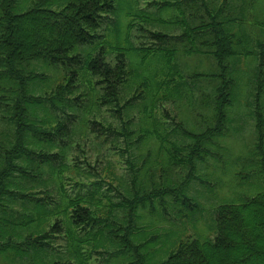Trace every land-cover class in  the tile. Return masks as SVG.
<instances>
[{
  "label": "trees",
  "instance_id": "16d2710c",
  "mask_svg": "<svg viewBox=\"0 0 264 264\" xmlns=\"http://www.w3.org/2000/svg\"><path fill=\"white\" fill-rule=\"evenodd\" d=\"M140 1L0 0V66H5L0 69V78L4 80V83L0 80V103L12 109L3 114L5 126L0 128V251L6 252L7 246L12 245L18 254L15 257L22 259L31 254L29 264H48L45 259L39 261L40 257L45 258L40 250L49 242L47 236L68 225L66 231L76 252L82 251L85 243L95 249L103 246V261L114 253L138 255L148 241L136 243L132 235L141 238L144 227L153 224V220L141 219V208H150L152 213L156 209L154 197L165 192L150 173L155 169L174 171V167L182 165L187 168L188 164L193 165L196 156L204 159L209 153L206 137L214 134L223 120L226 122V108L234 100L232 67L238 66L241 54L255 49L252 43L256 36L237 12L247 0H223L220 5L216 2L212 5L211 0H147V4H156L158 12L149 13L144 5L146 12L141 14L136 12L142 9ZM136 16L153 35V46L132 40ZM173 23L182 28L179 34L170 30ZM173 38L183 42V50L212 55L219 64V69L200 73L213 80V95L205 94L201 102L204 106L214 105L213 115L218 124L199 132L197 142L188 144V150L170 137L169 130L162 132L166 120L155 114L157 102L167 98L161 91L167 81L158 79L160 69L167 80L177 66L175 73L184 76L176 61L180 48L172 43ZM257 44L262 73L264 41L257 39ZM133 54L140 59H132ZM32 59L40 60L41 71L31 67L26 75L19 74L22 70L18 65ZM152 61L160 63L156 71L137 80V66L152 69L149 67ZM167 66L171 70L165 72ZM52 70L57 76L46 75ZM93 75H97L96 81ZM81 83L84 87L78 89ZM183 84L179 82L180 89ZM259 84L261 87L263 82ZM125 87L134 90L128 93ZM37 88L42 93L36 94ZM83 96L87 99L84 104V100L78 102ZM261 97L260 88L255 98L257 148L264 150ZM142 98L148 101L138 103ZM109 104H114V115H118L120 124L109 121L105 115ZM138 105L143 116L135 128L134 116L125 114V110ZM39 110L43 112L39 114ZM74 116L80 127L75 133L107 131L111 144L108 150L116 156L109 161L116 159L132 170V184L122 185L125 193L121 203L113 202L111 193L103 190L93 191L89 196L66 191L65 172L77 174L86 168L70 152L74 130L70 122ZM186 134L193 137L189 130ZM154 138L157 147L147 152ZM103 154L108 155L107 151ZM169 176L167 182L173 180ZM54 181L61 197L52 206L48 200L53 198L51 192L43 193L52 191L50 184ZM175 188L188 192L186 184ZM116 206H121L120 212H115ZM216 220L213 238L183 240L167 259L156 264H264V189L241 202L218 205ZM80 224L85 225L88 235L79 233L76 226ZM107 228L112 242L104 246ZM17 237L20 239L15 240ZM11 240L16 243L11 244ZM110 246L115 248L109 249ZM52 255L50 264H78L76 260L65 259L67 254L56 249ZM137 255L135 260L140 264Z\"/></svg>",
  "mask_w": 264,
  "mask_h": 264
},
{
  "label": "rangeland",
  "instance_id": "374dc122",
  "mask_svg": "<svg viewBox=\"0 0 264 264\" xmlns=\"http://www.w3.org/2000/svg\"><path fill=\"white\" fill-rule=\"evenodd\" d=\"M140 2L139 6L142 9H136V12L140 14L145 13L146 10L149 13H152L151 11L158 12L156 4H147V0H141ZM215 2L220 5L223 0H211L212 5ZM144 5H146V10ZM172 9L176 11V9ZM237 12L243 22L248 23L249 28H252L256 39L254 44L252 43L255 49L249 54L239 55L238 66L233 65L232 67L235 79V83L231 86L234 100L226 108L227 120L226 122L222 121V125L217 128L214 134L206 137L205 144L209 148V153L204 159L199 155L194 158L193 165L189 166L188 164L187 168L182 165L174 167V171L171 168L166 171L155 169L150 173L156 181V185L162 184L165 192L154 197L156 209L152 213L149 211L150 208H141V219L145 221L153 220V224L144 227L141 238L140 235H134V233L132 235V240L136 243L144 240L148 241L140 250L141 253H138V255L130 252L114 253L108 261H103L105 253L102 250H104V247L100 246L95 249L92 244L85 243L82 245V251L76 252L75 247L69 241V235L66 231L68 225H65L64 220H62L61 224L65 225V228L63 227L59 233L52 231L50 227L48 228L52 232L47 236L49 242H46L40 250L45 257H40V263L44 259L49 262L48 264L52 263V253L56 249L63 255L67 254L65 259L76 260L78 264H139L135 260L136 255L137 258H140H138L140 264H156L167 259L169 254L183 240H192L197 237L213 238L217 230L216 215L218 205L229 202H241L264 189V150L257 148L259 132L255 112V98L261 88V111L264 116V70H262V73L260 72L261 56H259L257 44V39L264 41V0H247L246 4L244 6L242 4L241 10L238 9ZM141 23L140 18L136 16L135 25L131 31L132 40L136 44L145 43L153 46L155 43L153 35L148 30H145ZM150 27L156 28L159 26L150 25ZM170 30L173 34H179L182 28L173 23ZM171 41L174 45L177 43L180 48L176 61L185 77L175 73L178 70V66L169 74L168 80L167 75L164 76L162 69H160L158 79L167 81L164 89L161 88V91L166 93L167 98H163L162 102L160 100L157 102L155 114L160 119L166 120L164 123L166 127L162 132L165 133L169 130L171 132L170 137L182 148L188 150V144L197 142L198 138L196 136L199 132L206 131L209 127H214L218 124L217 118L213 115L214 105L204 106L201 102L205 94L211 93V96L213 95V80H208L206 76L200 75V73H210L215 67L219 69V64L218 60H215L212 55L199 51L183 50V42L181 40L176 41L173 38ZM198 41L200 42V38ZM171 54L173 53L169 52V55ZM131 58L138 60L140 56L133 54ZM39 61V59H32L30 62L23 61V64L18 65L22 70L19 74H25L26 71L29 73L31 67L34 71H41L42 68L40 69L39 67L42 66H39ZM159 65L160 63L152 61L149 65L152 69H149L139 64L137 66V72L139 73L137 80L152 75ZM4 67L0 66V69ZM170 70V66L165 67V72ZM9 71L10 73L12 72L10 69ZM51 73L56 74L52 70L46 75L50 76ZM96 79L97 75H93V81H96ZM0 80L4 83L3 79L0 78ZM260 81L263 82L261 87ZM179 82H184L181 89L179 88ZM29 85L33 87L31 81ZM96 86L99 87L100 83H97ZM83 87L84 84L81 83L78 89ZM133 90L134 87H125V91L128 93ZM202 92L203 95L201 96ZM35 93L40 94L42 92L37 88ZM143 99H139L138 103L142 104L148 101V98ZM82 100H84V104L87 101L86 96H83L78 102ZM108 108L105 115L108 116L109 121L120 124V118L118 115H114V104H109ZM11 110V107L7 106L6 103H0L1 129H4L5 126L3 114L5 111L9 113ZM42 112V110H39V114ZM128 113L134 116L133 126L135 128L139 127V121L141 116H143V113L139 111V105L130 110H125V114ZM57 114H61V112L57 110ZM77 121V117L74 116L72 122H70L72 129H74L71 132L73 142L70 152L86 168H83L77 174L71 170L65 172L63 182L66 191L68 193L80 192L89 196L93 191L103 190L111 193L113 202L121 203L124 201L125 193L122 185L123 183L132 184V170L116 159L109 161V158H112V156L116 158V156L115 154L110 155L111 152L108 150L111 144L107 131L96 130L92 132L88 130L84 134L75 133V130L80 128L77 125ZM178 122L182 123L180 127L177 126ZM186 129L193 134V137L186 134ZM66 137L68 138V136ZM157 144L154 138V141L148 144L147 152L157 147ZM104 151H107L108 155H104ZM189 171L192 173H189ZM169 175L173 177L171 182L166 180ZM182 184H186L188 192L182 190V188H175ZM50 187L53 188L52 191H46L43 195L51 192L53 198L48 200L54 206L55 204L57 205V201L61 197L60 189L56 181L51 183ZM185 198L188 200H185ZM103 200L107 201V198L104 197ZM120 209L121 206H116L115 212H120ZM53 219L51 218V221ZM145 221L142 222L145 223ZM111 227L113 226L109 228ZM76 228L80 234L88 235L89 231L84 224H80ZM109 228L105 229V235L103 236L104 246H108L112 242L109 240ZM14 239L19 240L20 238ZM13 243H16V241L11 240V244ZM114 248L113 246L109 247V249ZM16 255L18 254L14 253V247L12 245L7 246L6 252L0 251V264H29L33 259L31 254L30 256L22 257V259L15 257Z\"/></svg>",
  "mask_w": 264,
  "mask_h": 264
}]
</instances>
